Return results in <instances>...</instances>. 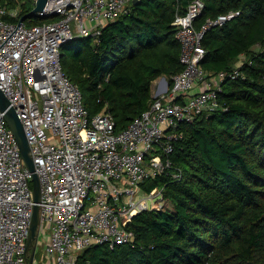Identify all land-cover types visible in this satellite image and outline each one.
Masks as SVG:
<instances>
[{"label":"trees","instance_id":"1","mask_svg":"<svg viewBox=\"0 0 264 264\" xmlns=\"http://www.w3.org/2000/svg\"><path fill=\"white\" fill-rule=\"evenodd\" d=\"M191 1L130 0L129 13L107 21L93 42L76 37L61 45L62 69L82 92L89 117L108 110L121 130L149 106L154 79L165 76L171 86L183 68L172 21ZM202 1L196 28L239 11L201 40L206 77L224 74L217 106L178 125L181 137L166 156L170 168L141 183L143 191L162 189L163 206L132 217L133 242L92 244L73 253L76 264H264V0ZM0 5L19 7L20 18L34 1ZM56 18L33 14L23 22ZM45 242L38 237L39 264L49 263Z\"/></svg>","mask_w":264,"mask_h":264},{"label":"built area","instance_id":"2","mask_svg":"<svg viewBox=\"0 0 264 264\" xmlns=\"http://www.w3.org/2000/svg\"><path fill=\"white\" fill-rule=\"evenodd\" d=\"M129 1L48 0L38 15L57 18L32 26L18 24L19 7L0 5V90L30 144L41 187L40 231L48 230L44 254L52 264H76L73 253L92 244L132 243V217L163 206L162 189L143 191L141 183L170 168L166 156L181 137L178 125L217 106L224 74L206 77L201 40L239 11L196 28L204 3L192 0L172 21L183 68L171 86L165 76L154 79L149 106L121 130L108 110L88 116L82 92L62 69L60 47L76 37L97 39L107 21L129 13ZM32 206L30 173L0 112V264H25Z\"/></svg>","mask_w":264,"mask_h":264},{"label":"water","instance_id":"3","mask_svg":"<svg viewBox=\"0 0 264 264\" xmlns=\"http://www.w3.org/2000/svg\"><path fill=\"white\" fill-rule=\"evenodd\" d=\"M47 1L48 0H35L33 8L27 14L20 17L18 24L22 23L24 18H26L27 16L42 12ZM0 112L2 113V116L7 126L10 128L15 137L25 167L30 173L33 206L28 236L25 241V264H33L38 237L40 233V180L38 174L35 171V165L32 159L30 144L24 132L23 125L20 119L18 118L17 114L15 113L14 109L9 105L8 99L5 97L1 90Z\"/></svg>","mask_w":264,"mask_h":264},{"label":"rangeland","instance_id":"4","mask_svg":"<svg viewBox=\"0 0 264 264\" xmlns=\"http://www.w3.org/2000/svg\"><path fill=\"white\" fill-rule=\"evenodd\" d=\"M94 41V39H92V42ZM167 79V78H166ZM45 236H48V230L44 229L43 232L41 231L39 233V239H44Z\"/></svg>","mask_w":264,"mask_h":264},{"label":"crops","instance_id":"5","mask_svg":"<svg viewBox=\"0 0 264 264\" xmlns=\"http://www.w3.org/2000/svg\"><path fill=\"white\" fill-rule=\"evenodd\" d=\"M161 83H162V85H165L164 83H165V81H164V79L162 78L161 79ZM46 241H47V236H45V238H44ZM46 243V242H45ZM45 245V244H44ZM34 260H36V259H34ZM48 260H49V263L48 264H52V262H51V260L48 258ZM37 264H39L38 262H37Z\"/></svg>","mask_w":264,"mask_h":264}]
</instances>
